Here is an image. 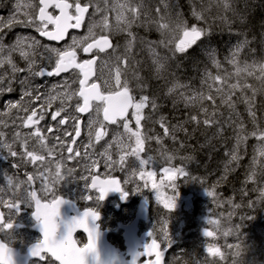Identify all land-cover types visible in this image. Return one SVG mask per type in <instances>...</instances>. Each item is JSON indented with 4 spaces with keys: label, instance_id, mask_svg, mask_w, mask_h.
Instances as JSON below:
<instances>
[{
    "label": "snow or ice",
    "instance_id": "6c2138e0",
    "mask_svg": "<svg viewBox=\"0 0 264 264\" xmlns=\"http://www.w3.org/2000/svg\"><path fill=\"white\" fill-rule=\"evenodd\" d=\"M110 0H39L38 6L34 5L32 2L25 3L24 8L33 11H24L23 19L20 18L21 3L16 4L17 15H10L7 20L0 17V33H4L5 29H11L14 25H20L23 27H32L40 36L45 37L49 41H63L65 40L70 29H80L87 18V32L82 36L73 35L71 37L70 43H66L63 47H54L49 44H43L36 37L18 35L15 42L11 45L5 46L3 43V36H0V69L4 68L7 64L11 68V72H0V94L5 91L12 92V82L18 80L22 88V93L20 100L16 103L9 102L6 107L9 110L16 108L18 111H23L27 113L25 117L22 118L23 126L30 127L34 124H38L40 121L45 119L44 111L48 107H51L52 101L60 98L61 107L58 108L51 116L53 121L57 120V117L61 116L62 112L66 111L65 102L72 100L73 96L78 95L82 100V103H77L75 105V111L78 113H88L95 110L97 118H91L87 124V135L89 137V144L86 148L93 147L91 141L92 137H95V141L99 142L107 132L104 130V121L110 124H116L119 120H125L129 109H132V116L135 119L136 130L133 131L129 127V123L125 120L123 124L124 130L129 133V140L134 138V146L132 144H124L119 135L117 136V143L120 145L121 149H128L126 155L134 156L139 161L141 166V171L139 173L141 179L147 175L151 179L155 172L149 171L144 172V167L152 162V157L144 159L141 157V153L144 152V144L148 139H152L151 136L142 133V121L151 120L152 116L162 107L158 102L161 97L156 95L154 92H149L150 87L148 80L140 75V69L135 65H139L141 62L135 60L132 55L133 48L135 47L138 39L141 43H145L142 38H138L137 34L132 31L133 25L140 21L141 16L150 17V13L144 10L143 0H124L123 3H118L113 6L112 10L116 11V23L115 25L110 24L109 17L107 15L108 4ZM225 10H229L231 7V0H222ZM163 8L166 10L169 8L168 0H160ZM103 5V6H102ZM55 9L58 11V15H54L49 12L48 9ZM93 9L90 13L89 9ZM34 9H38L34 10ZM159 20L155 21L157 23V31L160 32L162 39L158 41H148L149 51L152 56V65L154 70V77L156 79L167 80L166 74L169 72V61L176 57L177 53L183 56L188 52L190 48L197 45V42L202 41V37H207L209 35V29L205 27H198L196 25H189L185 20H183L180 14L176 15L173 20L169 15L162 12L160 7L155 9ZM127 13V14H126ZM100 15V19L97 20V15ZM192 15L198 20H205L202 12L197 11L193 7ZM51 26V28L49 27ZM99 30V31H97ZM120 33H126L125 43L123 44V51H121V44L116 41V36ZM243 35V34H241ZM178 40V43H177ZM182 41V43H181ZM251 42L245 38L239 41L231 50L228 57H226L227 63L231 64L235 68V75L239 77L241 73H246L247 76H253L256 72L259 75H255V79L260 81V86L256 87L251 83L245 81L241 84L239 81L237 83H228V77L232 75L231 73H225L220 75H212L211 72H205V78L202 83L207 84L208 92L203 91H192L191 95L187 94L185 91H178L180 89H187L188 85L182 84L178 79L171 82V86L167 87L165 93L166 97L179 96L185 104V107L192 105L194 102L199 101L201 103L200 111L204 114L202 123L205 126L213 127L215 126L216 131L213 134V138L222 137L225 131V126L231 128L235 134V147L232 149L230 154V160L228 164L232 162H238L242 157L239 155V149L241 144L245 143L249 136L255 137L259 142L256 153L253 156L252 164L256 165L258 163L257 156L264 157V127H261L257 119V104L256 97L258 94H264V62L253 61L252 64L244 63L241 65L239 59L240 54L244 48H246ZM163 45L168 48L171 53L170 56H160L157 53V47ZM179 45V46H178ZM110 50V51H109ZM78 51H82L85 54H91L87 59L78 60ZM18 52L20 57L25 61L23 67L19 66L13 59V53ZM105 54L101 56L100 54ZM39 58V59H37ZM209 58L212 64L217 68H221V63L216 59L213 52H209ZM97 61H100V70L103 72L104 68H108L110 73L114 72L113 79L114 84H109L108 81H104V87L107 92L102 90L101 84L93 81L89 84V80L95 74V67ZM134 61L135 65L130 63ZM78 70V71H77ZM132 72V77L134 84L127 79V72ZM26 73L23 78L18 77L16 74ZM62 73H71L77 79L72 80L71 83H79L78 91L71 90V83H69V77L63 79L62 84H53L51 86V92L46 98L35 93L39 90L41 85H37L35 88L31 86V80L34 77H53L61 76ZM122 77H125L122 80ZM100 77H97L99 79ZM57 89H62L57 91ZM140 90L139 99L134 94L135 90ZM240 90V96L235 100V90ZM213 90L215 95H213ZM247 90V91H246ZM55 92V95L51 93ZM250 92V95H249ZM220 97V102L226 105L229 109L227 119H224L223 113L218 114L219 106L216 103V97ZM27 98V100H26ZM205 100L212 102V110L209 107L204 106L203 102ZM33 101H42L41 111L32 108L31 105ZM243 103L246 105V111L248 116L251 118L254 129L251 132L246 131L243 119H241L240 113L237 112V103ZM178 100L173 99V107L176 106ZM70 106V105H69ZM145 109H150L148 115L145 114ZM103 115V121L99 120L98 117ZM6 115L0 112V116ZM33 118H36L35 120ZM69 120L74 121L73 130L76 137L81 135L79 120L80 117L69 113L67 116L62 117L57 123L63 125ZM195 121L197 125L201 123L198 115H190L189 121ZM2 122V121H0ZM159 125L163 128L164 133L168 135L170 133V128L166 125V117L160 116ZM184 129L183 124H178L172 129V139H175L174 132ZM48 131L51 132L52 128L49 127ZM195 131V129L193 130ZM34 135L39 138L42 147H47L44 144L45 137L41 135V129L37 128ZM65 135H71V133L65 131ZM4 136L3 132H0V138ZM16 137H20V133H16ZM57 141L60 143L61 148L65 144L64 141L60 140V137H56ZM157 142L159 138L157 137ZM25 145V153L30 161L35 164L37 161L43 162L45 157L35 151L27 150V140L23 141ZM75 143V140L72 141ZM211 143V139L208 141ZM0 146L7 148L12 156H16L17 152L12 150V145L3 142L0 139ZM205 147V145H201ZM49 155L52 154V149H47ZM68 153H73L74 149L72 147H67ZM227 154V153H226ZM80 152L77 150L74 156H69L67 159H73L75 156H79ZM85 156L90 154L85 151ZM102 155L107 156L106 166H112L119 163L123 168L125 164V155H120L119 161L112 160L111 155L108 154L107 149ZM169 161L172 159L171 156L168 157ZM192 159V157H188ZM96 161H93L92 165H86V169L90 167H95ZM43 167V164H41ZM261 170L264 171V164L260 165ZM225 170L227 171V165H225ZM74 169H68V175H71ZM164 173L168 176V179L174 180L176 175L188 176V172L184 168H164ZM38 175H29L27 181H20L16 188L19 189L21 184L27 183L29 188H26L25 195L19 200L13 199L11 202L4 201L0 198V203L4 204L9 210V214L12 212L19 213L22 205L33 206L34 219L39 223V221L44 217H54L61 215V205H64L66 201L59 197L55 190L54 185L59 181L64 179V176L60 172V164L57 163L56 171L54 174L50 173V170L45 169L44 171H39L37 169ZM135 175V173H133ZM256 176V170L253 168L249 179ZM85 181L88 176H82ZM34 179H41L42 186L41 191L45 194L44 196L38 197L35 190H29L31 188L30 182ZM195 179V177H192ZM8 185H12V179H8ZM124 183H128L125 181ZM146 186V185H145ZM175 191L176 185H170ZM91 187L95 189L99 194L95 197L97 202L104 201L106 197L113 192H118L121 195V199H127L128 192L123 190L119 182L115 179L106 178L98 179L93 177L91 180ZM153 189L156 190L157 200L163 204L165 209H174L176 207V200L178 194L172 196H165L161 191L163 185H158L156 183L152 184ZM4 189L0 188V192ZM217 194L214 190L208 191L207 196L215 197ZM51 197L48 199V197ZM261 197L264 198V192L261 193ZM87 200H92L93 197L88 195L84 197ZM230 203V201H229ZM239 207V205H236ZM100 215L99 211L95 207L86 208L77 219L72 222V225L67 229V235L63 236V240L59 243H54L50 237L48 229L40 228L43 233V239L34 245L35 254L32 258H38L39 261H44L46 259V254H50L52 258L59 261V264H77L76 253L77 250L83 253L89 249H93L99 239L98 225ZM214 223V222H210ZM92 224L93 226H89ZM0 227L5 229H12L14 227V222L11 219L5 220L3 212H0ZM77 229H83L87 233V243L83 247H77V240L73 239V233ZM162 232L161 243L166 242L168 246L171 245V238L168 232V221L164 220L162 222V227L160 228ZM63 235V233H62ZM149 237L153 236V233H148ZM205 236H211V232H205ZM230 247H232L230 245ZM237 248L236 255H240L239 245L235 246ZM51 248V250H49ZM160 244L157 243L155 238L152 239L151 243L144 246L141 253H137L133 257L132 264H136L139 257L151 256L155 253L156 261L155 264H161V258L164 255L163 251H158ZM212 248H209V253ZM51 264V262H49ZM151 264V262H150Z\"/></svg>",
    "mask_w": 264,
    "mask_h": 264
},
{
    "label": "flooded vegetation",
    "instance_id": "af4514ba",
    "mask_svg": "<svg viewBox=\"0 0 264 264\" xmlns=\"http://www.w3.org/2000/svg\"><path fill=\"white\" fill-rule=\"evenodd\" d=\"M172 1V0H170ZM21 3V12H20V18L23 19V12L24 11H33L29 10L27 8H24L23 5L28 2H32L34 5L38 6L39 0H0V17L3 14L2 8L5 4L6 11L12 10L14 12V15H17L16 12V4ZM84 2V0H82ZM111 2L110 0L108 4L109 11L107 12V15L109 17L110 24L115 25L113 20V13L111 10ZM124 0H121V3H123ZM139 2V0H137ZM144 3V10H147L148 7H150L151 12L156 14L157 19L159 20V16L157 15L155 9L157 7H160L162 12L164 10L163 5L160 3V0H143ZM188 10L190 13H192L193 10V3L194 1L188 2ZM169 4V2H168ZM103 6V5H102ZM173 8L171 7V10ZM37 10L38 9H34ZM154 10V11H153ZM49 12H52L54 15H58V11L55 9H48ZM93 9H89V12L91 13ZM176 11H180V6L176 8ZM127 14V13H126ZM145 16H141V19H144ZM97 20L100 19V15L98 14L96 17ZM157 20V21H158ZM87 18L85 20L84 25L81 27L79 32H69L65 38L64 41L60 43H53L48 42L44 37L40 36L38 32L35 31L32 27H23L20 25H14L15 29H27L29 30V36L30 37H36L39 39L43 44H49L54 47H63L66 43H70L71 37L73 35L76 36H82L86 34L87 32ZM51 28V26H49ZM132 29H136V27H133ZM7 29H5L6 31ZM1 33L2 35L5 34ZM99 31V30H97ZM155 41H158L161 37V34L155 33ZM127 34L126 33H120L116 36V41L121 44V51H123V44L125 43ZM17 37H15L16 40ZM8 39L4 40V42H7ZM145 43H141L138 39L135 47L133 48L132 55L135 57V60H146L148 54V50L145 48V45H148L145 39H142ZM110 51V50H109ZM157 53L159 51L157 50ZM101 56H104L105 54H100ZM91 56V54L84 55L82 51H78V60L87 59ZM13 59L14 61L21 67L25 65V61L20 57L19 53H13ZM39 59V58H37ZM132 61H130L131 63ZM132 64L135 65V63L132 62ZM137 67V65H135ZM129 72H127V79L130 81L129 78ZM18 77L23 78L26 73H18L16 74ZM113 73H110L108 68H104L103 72L101 73L100 70V61H97V65L95 67V77L94 79L89 82L91 84L93 81H96L97 83L101 84L102 90L107 92V89L104 87L103 82L108 81L109 84L113 83ZM112 79H110V77ZM65 77H69V83H71L72 80L77 79L75 76H72L71 73H67L65 75L61 76H53V77H34L31 80V86L35 88L37 85H41L39 87V90L36 95H40L43 98H46L47 95L50 92V84L51 83H58L63 82V79ZM97 77H100L97 79ZM125 77H122V80ZM79 89V83H73V91H78ZM22 93V88L20 84L18 83V80H15V103L20 100ZM139 99V97H137ZM27 100V98H26ZM41 103L42 101H33L31 107L37 109V111H41ZM77 103H82L78 95L73 96L72 100L65 102L66 111L61 113L60 117H57L56 121H53L51 119L52 114L60 108L61 101L60 98H57L52 101L51 107H48L46 111H44L45 119L40 121L38 124H34L30 127H24L22 118L27 115V113L23 111H18V109L15 108V138L13 141L11 140H4L5 143H9L12 145V150L17 152L16 156H12L7 148L0 147V188H3L4 191L0 192V198H2L4 201L11 202L13 199L19 200L20 198H23V196L26 194L25 189L29 188V185L27 183L21 184L19 189L16 188V185L20 181H27V177L29 175H38L37 169L39 171H44L45 169L50 170V173L54 174L56 171V165L57 163L60 164V172L64 176V179L59 181L54 185V190L56 194L63 198L66 203L61 207V219L62 220H70L72 218L78 217L86 208L88 207H95L99 211L100 219L96 222L98 225L99 230V241H103L105 244V249L102 252L105 257L111 258L115 260L118 258L121 262H127L129 260V256L126 255V250L124 248L123 240H122V231L125 227L130 226L134 219H135V211L137 208V205L141 202H146L148 205V210L150 213V200L146 197L147 193L144 190L141 192L140 195L137 197H133L131 195L130 190L126 187L125 178L123 177L122 173L119 172V170L122 169V167H119L116 164L110 166L112 169L110 171H104V164H106L107 156L102 155L101 150L99 148V143L93 139L91 141L93 147L92 152L89 153V156L84 155V148L86 151H89V148H86L85 146L89 144V139L86 140V134H87V124L91 118H97L95 110L88 112L85 115H81L80 113L75 111V105ZM70 105V106H69ZM146 110V109H145ZM133 110L131 109L128 112L127 117L125 120L129 123V125L136 126L135 119L132 116ZM69 113H72L75 116L80 117L79 120V126L81 135L79 137H76L73 130V124L74 121L69 120L67 123L63 125H59L57 122L64 116H67ZM34 120L36 118H33ZM99 120L103 121V115L102 112L98 117ZM125 120H119L114 125H108L104 122L105 128L104 130L108 134L114 133L119 130V128L123 127V124ZM146 121H142V133H144V129L146 128ZM51 127L52 131L49 132L48 128ZM39 128L41 129V135L45 137L44 144L47 146L42 147L41 143L39 141V138L31 135L35 132V130ZM65 131L71 133V135H65ZM135 131V130H134ZM20 133V137H16V133ZM105 135V136H107ZM59 136L60 140L64 141L65 144L63 146V149L61 148L60 143L57 141L56 137ZM104 136V137H105ZM24 140H27V150L28 151H35L38 154H41L45 157V160L43 162L37 161L35 164H33L30 159L24 155L25 153V145L23 143ZM75 140V143L73 144L72 141ZM72 147L74 149L73 153L67 152V147ZM47 149H52V154L49 155V152ZM79 151L80 155L75 156L73 159H67L69 156H74L75 151ZM145 150V145H144ZM116 146L113 145V150L110 151L108 154L111 155L112 160L116 161ZM121 155H125V162H127L130 157L126 155L125 151L123 150L121 152ZM142 158H145V155L143 153ZM93 161H96L95 167H90L86 169V165H92ZM41 164H43V167H41ZM72 168L74 171L71 175H68V169ZM141 171V169H140ZM146 173V172H145ZM161 175V173H159ZM82 176H88V179L85 181L82 179ZM93 177H96L98 179H106L111 178L115 179L119 182L121 188L125 191H127L129 194L127 196V199H121V195L118 192L110 193L104 201L97 202L95 200V197L99 194L95 189L91 187V180ZM8 179H12L13 184L8 185L7 181ZM31 188L29 190H35L37 192L38 197L44 196L45 194L41 191L42 182L41 179H34L30 182ZM144 193V195H143ZM91 195L93 197L92 200H87L84 197ZM51 197L49 196L48 199ZM34 205L33 206H27L22 205L19 213L12 212L9 214V210L5 207L4 204L0 203V212L4 213L5 220L11 219L14 222V229L13 234H15V243L13 244V248L16 252V258L18 261V264L25 261V264H59V261H56L54 258L50 256V254H44L46 256V259L44 261H39L38 258H32L28 255L29 249L34 246L37 242L43 239L42 233L40 231L39 225L37 221L34 219ZM150 221V214H148V218L145 222H138L137 223V238H140L141 235L147 234V237L145 238L144 242H140V250L138 253H141L144 249V246L148 243L152 242V239L155 238L157 240V243L160 244L161 250H163V245L161 242L155 237L154 230L152 228L148 227V223ZM153 233L152 237H149L148 233ZM61 233H63V226L61 227ZM235 237H237V233H235ZM5 238L4 233H0V240ZM73 239L77 240V247H83L84 244L87 243V233L83 231V229H77L73 233ZM168 253L166 254V264L168 261V258L170 256V248L167 247ZM29 258V260H27ZM152 258L150 256L147 257H140V260L138 264H141L145 261H150Z\"/></svg>",
    "mask_w": 264,
    "mask_h": 264
},
{
    "label": "trees",
    "instance_id": "16d2710c",
    "mask_svg": "<svg viewBox=\"0 0 264 264\" xmlns=\"http://www.w3.org/2000/svg\"><path fill=\"white\" fill-rule=\"evenodd\" d=\"M188 1L192 0H172L173 9L180 6V11H175L189 25L209 29V35L202 37L203 43L198 41L197 45L190 48L186 54L181 56L178 53L169 61L167 80H158L154 77L151 60H142L137 65L140 69V75L149 82L148 91L160 96L161 99L158 102L162 105L152 116V119L146 122L144 133L151 136L152 139L146 140L145 146L149 152L154 150L151 153L154 155L151 162L154 171L165 167L184 168L188 172L190 180L195 177L193 179L195 184L191 183V188H197L198 192L205 195L207 202H209L207 215L214 216L223 214L225 212L224 206L229 208L230 206L241 205L243 199L246 201L251 198L253 190L258 192L262 170L259 168V160L256 165H253L252 161L253 156L256 155L255 150L259 142L255 137L249 136L239 149V155L242 158L238 162L228 164L231 151L236 144L233 130L225 126L223 136L213 138L216 131L215 126H205L202 123L204 114L201 111L197 114L195 106L201 108L199 101L188 107H182L181 102L173 107L172 101L168 100L165 93L167 87H170L171 82L176 79L180 83L188 85L192 91L207 93V84L202 83L205 72H211L212 75L234 72L235 68L227 63L225 58L229 56L230 50L245 38V35L251 43L240 54L241 65L244 63L252 64L253 61L264 62V0H231L229 10H225L222 0H193V7L203 13L205 20H198L189 12ZM132 31L137 34L138 38L145 39L147 42L155 41V35L144 32L142 27ZM156 32L157 29L153 31V33ZM161 46L157 47L158 54L170 56L171 53L168 48L165 47L164 50ZM209 52H213L216 59L220 61V69L212 64ZM255 75H259V73L256 72L253 76L241 73L239 77L259 87L260 81L255 79ZM129 78L130 82L134 84L131 71ZM134 94L139 97L140 90L136 89ZM213 95H215L214 90ZM235 95L240 96V90ZM236 98V96L233 97V99ZM216 103L219 106L218 114L223 113V118L227 117L226 105L221 104L219 96L216 97ZM203 104L209 107L210 111L212 110L211 101L205 100ZM256 104L258 123L264 127V94L257 95ZM236 110L244 121L246 131L251 132L255 125L247 114L246 105L238 102ZM144 111L146 115L150 113V109ZM190 115H198L201 123L199 125L195 121L184 123L189 121ZM160 116L166 117V125L170 128L168 135L164 133L163 128L158 123ZM178 124H183L186 131H175L176 138L172 139V129ZM194 129L195 131H193ZM157 137L159 142H157ZM210 139L211 143L209 144ZM201 145H205V147H201ZM169 156L172 157L170 161ZM188 157H192V159H188ZM145 159H147V155H145ZM225 165H227V171ZM253 168L256 170V176L249 179ZM212 190L217 195L215 197L207 196V192ZM197 196L195 194L193 197L197 199ZM262 209H264V203L261 204L258 212ZM218 222L220 223L221 220L219 219Z\"/></svg>",
    "mask_w": 264,
    "mask_h": 264
},
{
    "label": "rangeland",
    "instance_id": "374dc122",
    "mask_svg": "<svg viewBox=\"0 0 264 264\" xmlns=\"http://www.w3.org/2000/svg\"><path fill=\"white\" fill-rule=\"evenodd\" d=\"M168 2L169 8L166 10L164 9L163 13L169 15L174 20L177 15L175 11L176 8L171 10V7L173 8V3L170 0H168ZM118 3H121V0H112L111 10L113 9V6ZM150 9V7L147 8V11L151 14L150 17L140 19V21H138L137 24H134L133 27H136V29L142 27L144 32L155 34L153 31L157 29V23L155 21L158 19L156 14L152 13V9ZM5 11L6 6L4 4L1 17L5 20H7L10 15H14L12 10H9L8 12ZM112 13L114 23H116V11L112 10ZM28 33L29 30L27 29H15L13 26L10 30L7 29L4 35L0 33V36H3L4 45L8 46L15 42V37L18 35L29 36ZM156 33H158V31ZM6 39H8L7 42H4ZM161 47L165 50L163 45ZM145 48L148 50L149 54V56L147 55L146 60L152 61L149 45H145ZM0 72L10 73L11 68L6 64L4 68L0 69ZM231 74L232 75L228 77L229 84L237 83L238 81L241 84L245 82L243 79L235 75V71L231 72ZM109 77L112 79L111 76ZM112 82L113 83L111 84H114V79H112ZM62 83L63 82L51 83L49 85L50 92L53 84ZM12 87V92L5 91L0 94V112L6 114L0 116V121H2L0 122V132L4 133V136L0 139H2L3 142H5L4 140L13 141L15 138V108L9 110V108L6 107L9 102L15 103V80L12 82ZM72 88L73 83H71V90ZM61 90L62 89H57V91ZM178 91H185L189 95H191L192 92L189 88ZM238 91L239 89L235 90V93ZM51 94L55 95L56 93L52 92ZM235 96L239 97L238 95ZM173 99L178 100L177 104H180L181 102L182 107H185L184 101L178 95L175 97H168V100L172 101ZM195 107L197 108V114H199L200 107ZM225 109L228 113L229 109L227 106ZM224 119H227V117H224ZM129 127L132 128L133 131L136 130V126L129 125ZM118 135L124 144L130 143L134 146V138L129 140V133H127L123 127L119 128L115 134H108L98 142L101 153H104L105 149H107L109 153L113 150V145L116 146V161H119L121 152L123 151L120 145L116 142ZM88 139L89 137L86 134V140ZM93 139H95L94 136L92 137V140ZM145 149L146 150H144L143 153L144 155H147V158L149 156L154 157V155H151V153L154 152L153 149L151 152H149L147 148ZM85 151L86 149L84 148V152ZM124 151L126 153L128 149H124ZM87 152L91 153L92 147H89V151ZM143 153H141V157ZM128 156L130 159L125 162L123 168L119 170V172L122 173L125 181H128L125 185L130 190L133 197H137L144 190L146 191V197L150 200L151 206L148 227L154 230V235L160 242L162 241L163 236L160 231L162 222L164 220L168 221V232L171 238V245L168 246L166 242L162 243L171 248L167 264H264V209L259 210L258 212L259 207L264 203V198L261 197V193L264 192V171H262V179L260 181L258 192L253 190L251 198L246 201L243 199L239 207L230 206L227 208V206H224V210L229 211L227 218L218 216L216 219H208L205 209L209 202H207L203 193L198 192L197 188H191L190 184H195L193 179L190 180L188 176L177 174L175 179L170 181L164 171L161 175L155 173L151 179H149L147 175L141 179L139 175L141 169L139 161L134 156ZM257 159L259 160V168L261 169L260 165L264 164V157L257 156ZM117 165L121 167L119 163H117ZM103 167L104 171H110L112 169V167L106 166V164H104ZM146 168V173L149 171L153 172V165L151 163L145 166L143 170ZM133 173H135V175H133ZM153 183L163 185L161 191L165 196L178 194L176 207L174 209H165L163 204L157 200L156 190L152 187ZM171 184L176 185L175 191L170 186ZM195 194L198 195L197 199L193 197ZM219 219L224 221L222 226L218 222ZM206 231L211 232L212 235L205 236L204 233ZM235 233H237V237H235ZM13 235L15 237V234ZM230 245L232 247H230ZM236 245L240 246L239 256L236 255ZM209 248H212L210 253L208 251Z\"/></svg>",
    "mask_w": 264,
    "mask_h": 264
},
{
    "label": "clouds",
    "instance_id": "9594fccd",
    "mask_svg": "<svg viewBox=\"0 0 264 264\" xmlns=\"http://www.w3.org/2000/svg\"><path fill=\"white\" fill-rule=\"evenodd\" d=\"M63 205H61L62 207ZM60 216L54 217H44L42 218L38 225L39 228H45L49 230L50 237L54 243H59L63 240V236L67 235V229L72 225V222L78 217L72 218L70 220H62ZM63 226V235L61 233V227ZM89 226H93L89 224ZM13 229H5L0 227V233L5 234V238L0 240V264H18L16 258V252L13 248L15 243V237L13 235ZM42 233V232H41ZM43 237V233H42ZM51 250V248L49 249ZM35 254L34 246L29 249L28 255L32 257ZM77 264H115V261L111 258L105 257L99 248V239L96 243L95 248L89 249L83 253L77 250L76 253Z\"/></svg>",
    "mask_w": 264,
    "mask_h": 264
},
{
    "label": "water",
    "instance_id": "95a60500",
    "mask_svg": "<svg viewBox=\"0 0 264 264\" xmlns=\"http://www.w3.org/2000/svg\"><path fill=\"white\" fill-rule=\"evenodd\" d=\"M81 29V28H80ZM80 29H70L69 32H79ZM68 32V33H69ZM45 38V37H44ZM46 39V38H45ZM47 40V39H46ZM48 42H53V43H60L62 41H49L47 40ZM64 41V40H63ZM103 54V53H101ZM84 55H88V54H85ZM78 71V70H77ZM67 73H62L61 75H65ZM58 77V76H56ZM95 77V74L93 75V77L89 80V82H91ZM81 100V99H80ZM82 101V100H81ZM131 109H129L130 111ZM81 115H85L87 113H80ZM128 115V114H127ZM127 117V116H126ZM125 117V118H126ZM106 124L108 125H114V124H110L106 121H104ZM147 216H148V208H147V204L142 202L138 205L137 207V211H136V214H135V220L134 222L132 223L131 226L129 227H126L124 228V234L122 236V239H123V242H124V246H125V249H126V253L128 254V256L130 257V261L127 262V263H124V262H121L118 258H116L114 261H115V264H132V260H133V257L137 255V251L139 250L140 248V242L144 241L145 238L144 236H141V238L138 240L136 238V225L139 221L141 222H144L147 220ZM99 248L100 250L103 252L104 249H105V244L103 241H99ZM154 256V260L151 262V264H155V261H156V256H155V253L152 254ZM166 255V252H164V255L163 257L161 258V264H164V257ZM140 258V257H139ZM139 258L137 259V261L139 260ZM27 260H29V258H27ZM136 261V263H137ZM19 264H25V261L24 262H21ZM143 264H150V263H143Z\"/></svg>",
    "mask_w": 264,
    "mask_h": 264
},
{
    "label": "bare ground",
    "instance_id": "6f19581e",
    "mask_svg": "<svg viewBox=\"0 0 264 264\" xmlns=\"http://www.w3.org/2000/svg\"><path fill=\"white\" fill-rule=\"evenodd\" d=\"M229 211L225 210L224 214H221L220 217L227 218Z\"/></svg>",
    "mask_w": 264,
    "mask_h": 264
}]
</instances>
